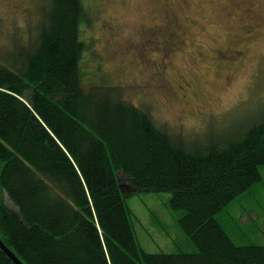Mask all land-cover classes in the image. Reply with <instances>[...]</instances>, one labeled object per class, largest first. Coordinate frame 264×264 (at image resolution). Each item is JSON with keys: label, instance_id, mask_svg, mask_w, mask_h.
<instances>
[{"label": "trees", "instance_id": "16d2710c", "mask_svg": "<svg viewBox=\"0 0 264 264\" xmlns=\"http://www.w3.org/2000/svg\"><path fill=\"white\" fill-rule=\"evenodd\" d=\"M41 2L0 49L3 242L24 264H264V245L236 243L217 217L261 180L264 121L219 140L171 134L122 86H87L85 1ZM119 171L137 192L171 193L197 250L143 248ZM0 264H16L1 247Z\"/></svg>", "mask_w": 264, "mask_h": 264}, {"label": "rangeland", "instance_id": "374dc122", "mask_svg": "<svg viewBox=\"0 0 264 264\" xmlns=\"http://www.w3.org/2000/svg\"><path fill=\"white\" fill-rule=\"evenodd\" d=\"M84 1L88 21L83 24L81 69L87 86H122L125 100L190 142L238 137L264 121V0ZM40 4L0 0V49L13 46L19 35L26 37V30L40 20ZM253 17L260 26L256 39L247 38L245 31ZM159 28L177 33L185 42L183 50L166 55L164 43L171 47L176 42ZM228 46L248 48L244 61L239 62L241 54L232 60L236 64H227L229 53L218 60V50ZM228 65L234 68L230 73ZM181 75L192 81V88L179 87ZM259 169L261 180L217 215L241 245H264V164ZM119 178L138 216L137 235L146 251L197 250L179 225L182 211L167 205L170 192H137L129 175L119 171Z\"/></svg>", "mask_w": 264, "mask_h": 264}, {"label": "flooded vegetation", "instance_id": "af4514ba", "mask_svg": "<svg viewBox=\"0 0 264 264\" xmlns=\"http://www.w3.org/2000/svg\"><path fill=\"white\" fill-rule=\"evenodd\" d=\"M252 10H253L252 7H249L247 9V11L250 14H251ZM249 16L251 17V15H249ZM253 18H254L253 19L254 20V23H252V24H250L248 26H245V31L247 32V35H246L247 38H251V39L255 38L256 39L258 37V35L260 34V30H259V27L260 26H259V23L257 21V18L256 17H253ZM158 30L161 31V32L163 31V33H161L162 35L170 36L176 42L171 47L169 45H167V44L164 43V47H165V50H166V55H170V53H172L175 50H183L184 45H185V42L177 36V33H168L167 30H163L161 28H159ZM176 30H177V28H176ZM155 31H157V29ZM171 42H172V40L169 41V43H171ZM174 46H176V48H173ZM164 47L162 46V49H164ZM225 53H229L231 55V56H228V58L230 59V61H227V64H232V63L233 64H236L237 61H234L233 62L232 60H235L237 58V56H241V54H243L242 57H241V59H240V61H239V62H243L244 59L246 58L247 54H248V48L238 49L237 47H232V46H228V48H226V49H221L220 48L218 50V52L216 53V58L218 60L219 59H224L225 56H226ZM228 67L231 68V69H229V73H230L234 68L231 65H228ZM230 77H232V76H230ZM179 81L180 82H178V83H179V87L181 89H184L183 84H186L187 87L190 86L192 88L193 83H192V81L189 80L188 77L181 75ZM181 82H184V83H181ZM187 87H186V89H187ZM186 95H187V92H185L184 97H186Z\"/></svg>", "mask_w": 264, "mask_h": 264}, {"label": "water", "instance_id": "95a60500", "mask_svg": "<svg viewBox=\"0 0 264 264\" xmlns=\"http://www.w3.org/2000/svg\"><path fill=\"white\" fill-rule=\"evenodd\" d=\"M0 247L13 259L16 264H24L23 261L3 242L1 237Z\"/></svg>", "mask_w": 264, "mask_h": 264}]
</instances>
